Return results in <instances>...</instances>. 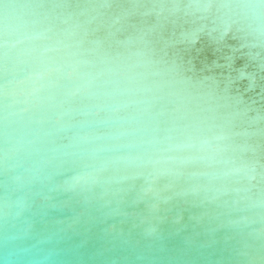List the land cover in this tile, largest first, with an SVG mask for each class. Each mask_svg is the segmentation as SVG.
<instances>
[{"label":"clouds","instance_id":"clouds-1","mask_svg":"<svg viewBox=\"0 0 264 264\" xmlns=\"http://www.w3.org/2000/svg\"><path fill=\"white\" fill-rule=\"evenodd\" d=\"M138 2L143 15L184 19L194 31L235 28L264 47V0ZM110 5L0 0V173L22 167L23 184L63 169L66 190L104 202L130 178L150 181L157 195L179 186L242 211L240 222L259 220L254 231L264 235V191L245 185L252 165L226 96L176 71L142 38L113 46L97 37L92 22ZM14 205L27 201L0 199V219Z\"/></svg>","mask_w":264,"mask_h":264},{"label":"water","instance_id":"water-1","mask_svg":"<svg viewBox=\"0 0 264 264\" xmlns=\"http://www.w3.org/2000/svg\"><path fill=\"white\" fill-rule=\"evenodd\" d=\"M92 27L113 46L142 38L176 71L224 94L252 165L245 185L253 195L264 191V47L235 28L194 31L184 19L143 15L138 0H111ZM22 171L0 173V199L27 201L0 219V264H264L259 220L240 222L242 211L179 186L157 195L148 191L150 181L130 178L104 202L66 190L63 169L23 184L15 179Z\"/></svg>","mask_w":264,"mask_h":264}]
</instances>
